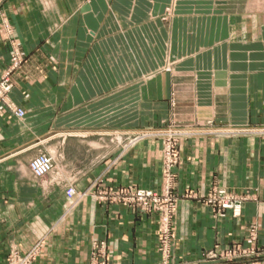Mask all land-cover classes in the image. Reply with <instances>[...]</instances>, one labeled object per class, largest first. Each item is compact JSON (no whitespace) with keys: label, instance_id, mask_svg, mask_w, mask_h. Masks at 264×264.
<instances>
[{"label":"crops","instance_id":"1","mask_svg":"<svg viewBox=\"0 0 264 264\" xmlns=\"http://www.w3.org/2000/svg\"><path fill=\"white\" fill-rule=\"evenodd\" d=\"M13 46L23 116L0 103V264L35 247L30 264H90L97 241L106 264H160L157 215L99 195L159 192L160 139L111 138L174 123L210 127L177 149L170 264L264 248V137L242 132L264 126V0H0V75ZM39 155L53 167L35 178ZM212 186L249 199L214 214Z\"/></svg>","mask_w":264,"mask_h":264},{"label":"built area","instance_id":"2","mask_svg":"<svg viewBox=\"0 0 264 264\" xmlns=\"http://www.w3.org/2000/svg\"><path fill=\"white\" fill-rule=\"evenodd\" d=\"M21 63V58L16 51H12L9 64L7 68L0 75V103L5 105L10 111L14 113L17 117H22L23 112L19 109H16L8 100L9 92L11 91L12 85V74L13 71L18 69V66ZM242 132H249L258 136L264 137V128L260 129H250L244 130ZM157 133L154 132H145L137 131L129 138L127 144L128 147L135 145L140 139L143 138H152ZM169 136L162 138L166 143V166L167 170L163 173L162 182H163V192H155L143 189H117L113 195L102 194L100 199L108 201L109 199L115 200L117 202L125 201L128 206L138 213H159L162 219V237L165 239L169 238V226L172 213L177 204L178 197L172 193L173 187L171 186L170 179L172 178L171 170L176 164V154L175 142H178L179 138H185L188 136L196 135L195 132L186 131H171L168 132ZM29 170L33 177L42 178L52 171V162L50 159L44 155H39L29 163ZM65 195L67 199H71L74 196V190L71 187L65 189ZM248 196L238 197L235 194L218 187H213L209 190L208 194L203 198L204 203L211 206L212 208H219V210H227L233 213L238 212L241 208L243 201L248 200ZM105 252H106V243L104 241H97L93 243L92 250L90 254V264H105ZM37 253V247L33 248L28 253L22 255L16 250H12L8 253L6 258V264H30Z\"/></svg>","mask_w":264,"mask_h":264},{"label":"rangeland","instance_id":"3","mask_svg":"<svg viewBox=\"0 0 264 264\" xmlns=\"http://www.w3.org/2000/svg\"><path fill=\"white\" fill-rule=\"evenodd\" d=\"M169 14H170V8H167L166 11H165V14L163 16V20L164 21L167 20V18L169 17ZM13 50L16 51L19 54V56L21 58V63H20V65H21L22 64V61H23L22 54L19 52V50L15 46H13ZM20 65L18 66V68L20 67ZM16 71L17 70L13 71V74ZM207 125H208V123H207ZM207 125L204 126V127H206L207 129H209L210 126H207ZM204 127H198V126H181V125H178V124H175L174 123L173 125L172 124L171 125H166V126H164L162 128H158V129H142V130H139V131L157 133V134L154 135L155 137H152V138H157V139H160V141H161L160 187H159V191L160 192H163V182H162V179L161 178L163 176V173L168 169L167 166H166V159H167L166 158V153H165V150H166V145L165 144L166 143L164 142V139H162L164 137V135L165 136H169L168 135V132L175 131V130H179V131H186V130H188L189 132L198 133V132H202L203 129H205ZM262 128H264V126L263 127H260V129H262ZM131 137L132 136L125 137L122 141H119V142H118V140L116 138H111V139L112 140L115 139V140H113L114 142H116L121 147H123L124 149H126L127 148L126 146H127L128 142L130 140L129 138H131ZM192 137H194V135L193 136L190 135V136L185 137V138L180 137L179 140H178V142H175L174 143L175 145H177L176 148H175V154H176L177 157H176V164L173 166V168L171 170L172 178L170 179V182H171V186L173 187L172 193H174L175 195H176V193H175V173H174V169L178 166V163H179V157H178L179 155H178V150L177 149H178L181 141H183L184 139L192 138ZM260 137H263V136H260ZM152 138H148L147 137V138L140 139V141H143V140H146V139H152ZM46 157H48V156H46ZM50 161H51V159H50ZM52 167H53V165H52ZM213 187H218V186H212L211 188H213ZM218 188H222V187H218ZM117 189H130V188H124L123 187V188H117ZM117 189L107 190V191L102 192V194L105 193V194H107V195L110 196V195H113V193ZM131 189H136V188H131ZM225 190H227V189H225ZM227 191H229V190H227ZM208 192H207V194H208ZM229 192L235 194L238 197L248 196V195H238V194H236V193H234L232 191H229ZM99 197H100V195H99ZM203 198L201 200L202 203H204ZM245 201H243L242 204ZM108 202L109 203H112V204H117V205H124L128 209H131L128 206L127 202H125V201L124 202L123 201L117 202L114 199L113 200L112 199L111 200L109 199ZM204 204L207 205L206 203H204ZM242 204H241V207H242ZM207 206L211 209V211L214 214H222V213L227 212V210H219V208H215L214 209V208H212L209 205H207ZM175 210H176V206L174 208V211L172 213V217H171V220H170L169 238L166 239L167 243H165V239H164V237H162V230H161V227H162V219H161V215L159 213H157V212L156 213H139V214H146V215L155 214L158 217V233H159L158 250H159L160 257H161V263L160 264H170V260H171L170 250H171V240H172V233H173V220H174ZM240 210H241V208H240ZM240 210L238 212H235V213H233L231 211L230 212L232 213V215L234 217H236L239 214ZM250 231H251V239L252 240H255V237H254L255 235L253 233L254 232V228L251 227ZM106 249H107V245H106ZM262 257H264V248H259V249H256V248H248V249H244V248H241V247H238V246L233 245V246H230V247H228L226 249H219L217 251H212V252L207 253V255H206L203 263L204 264H264V262H262V260H261ZM104 258H105V264H106V252H105Z\"/></svg>","mask_w":264,"mask_h":264}]
</instances>
